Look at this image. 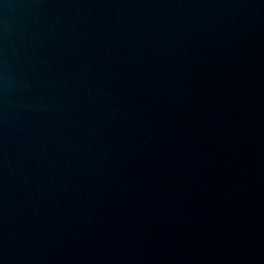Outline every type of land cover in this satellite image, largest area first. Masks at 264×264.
Instances as JSON below:
<instances>
[{"label": "water", "instance_id": "1", "mask_svg": "<svg viewBox=\"0 0 264 264\" xmlns=\"http://www.w3.org/2000/svg\"><path fill=\"white\" fill-rule=\"evenodd\" d=\"M264 210V0H0V264H229Z\"/></svg>", "mask_w": 264, "mask_h": 264}]
</instances>
